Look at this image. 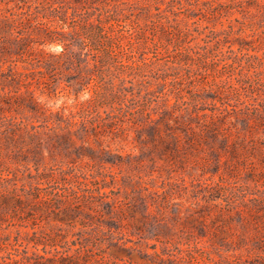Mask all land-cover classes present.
Listing matches in <instances>:
<instances>
[{
  "label": "trees",
  "instance_id": "1",
  "mask_svg": "<svg viewBox=\"0 0 264 264\" xmlns=\"http://www.w3.org/2000/svg\"><path fill=\"white\" fill-rule=\"evenodd\" d=\"M249 1L247 7L242 2L233 7L244 15L241 29L248 27L254 36L264 28V0ZM21 2L27 0H0V166L2 172L15 175L14 183H24L0 191V225L14 228L16 234L11 239L0 233V264H108L97 240L89 241L100 237L103 224L119 228L123 221L142 238L155 240L146 247L156 250L160 244L162 254L176 256L172 247L180 242L175 235L186 228V220L195 222L191 227L198 234L237 244L264 260V56L252 53L257 48L253 40L240 35L238 50L216 48L215 65L223 71L213 75L208 68L211 52H201L193 44L188 28L174 26L168 35L176 46L164 63L167 70L149 75L150 64L139 65L149 36L145 28L119 23L125 8L118 0L86 8L49 4L44 9L51 11L52 21ZM155 14L163 17L161 11ZM71 23L81 26L75 40L65 29ZM79 36L90 43L83 44ZM124 38L129 39L127 45ZM53 44L61 46L58 53L47 51ZM75 56L93 63L86 73L81 70L71 77L77 89L72 84L64 89L75 86L80 93L90 88L93 94L77 113H67L65 106L54 109L50 101L60 93L63 60L73 61ZM235 68L236 77L225 73ZM12 112L28 115L18 122ZM44 135L62 137L67 145L79 142L73 152L77 157L95 159L101 151L106 156L99 153L101 164H122L126 158L130 162L136 156L131 150L156 152L172 166L201 168L218 174L219 180L198 179L199 189L191 195L173 183H162L161 192L154 194L146 193L148 187H135L137 197L115 191L113 197L80 195L70 183L75 167L59 175L45 170ZM27 147L31 151L25 152ZM13 148L25 155L18 168L26 175L12 168ZM31 152L33 159L27 158ZM52 222L59 223L54 234L47 231ZM77 226L85 230L77 232ZM194 236L192 230L190 237ZM257 260L251 264H264Z\"/></svg>",
  "mask_w": 264,
  "mask_h": 264
},
{
  "label": "rangeland",
  "instance_id": "2",
  "mask_svg": "<svg viewBox=\"0 0 264 264\" xmlns=\"http://www.w3.org/2000/svg\"><path fill=\"white\" fill-rule=\"evenodd\" d=\"M20 2L21 0H17ZM104 0H27V2L21 4L25 7H31V11L38 13L40 17L45 19H53L51 11L44 9L49 4H53L54 7L61 5H72V6H84L86 8L90 4L99 5ZM122 7L125 8L124 12L119 16L120 24H126L128 27L132 26L135 28H145L147 35L149 36V44H147V54L141 59V55L136 57L139 61V65H143L144 62L150 64L151 71L149 75L160 73L163 70H167L168 65H164L168 57H172L174 53L175 43H170L169 38L171 34L169 32L173 30L174 26L179 25L180 29L188 28L190 37L194 38L193 44L200 46L201 52L208 51V65L209 71L213 75L221 74V65L216 66L215 62L217 58L216 48H222V51H229L231 47L238 50L240 43L237 41L241 36L246 37L247 41H252L255 44L256 51H252L254 54L264 56V33H260L264 28L259 29V34L250 36L253 30L248 27L241 29L240 20L244 19V15L241 12V8L233 7L236 2H242L244 6H248L249 0H118ZM190 3V4H189ZM68 4V5H67ZM189 5H194L192 10H189ZM5 6H3L4 8ZM254 10L253 6H250ZM2 8V6H0ZM161 11L163 14L162 18H158L155 13ZM189 15V17H187ZM257 20V19H256ZM154 24V25H153ZM261 25H264L263 23ZM165 29H162V28ZM119 27H117L118 29ZM70 33V39L75 40V35L80 34L81 26L76 24H70V27L65 28ZM178 30L175 28L173 32L176 34ZM241 35V36H240ZM261 36V37H259ZM83 44L90 43L89 40L84 39ZM177 39V38H176ZM79 41V40H76ZM85 41V43H84ZM129 39L124 38V43L127 45ZM173 41H176L175 39ZM218 41L220 42L218 44ZM234 41V44L231 43ZM75 44H77L75 42ZM90 47V45H87ZM205 47V49H203ZM247 47V46H245ZM76 51L79 50L76 45ZM55 50L58 53L61 50L59 44L49 45L47 51ZM51 51V52H52ZM70 59L63 60L62 74L59 75L60 79L57 84L59 86L58 96L50 101V105H54V109L58 106H65L66 112L71 111L77 113L82 104L91 97L93 90L85 88L80 93L75 90L79 85L75 84V80H71V77H75L83 70L82 73H86L92 66L93 61L90 65L87 62H83V59L79 56L73 57V61ZM164 65V66H163ZM170 65V64H169ZM21 68L22 66L19 65ZM231 72L233 77H236L239 73V68L230 69L225 73ZM172 73V72H171ZM201 73V72H200ZM228 75V74H225ZM197 78H202L200 74H197ZM152 79V85H157L158 81ZM117 79H114V83ZM72 84L75 85L72 89L64 86ZM1 91V90H0ZM19 119L18 122L23 121L22 117H27V112L15 113ZM79 120V116L76 117ZM24 123H21V129H24ZM20 133V132H19ZM53 135V134H52ZM51 135V136H52ZM48 135L43 136L42 150L45 155L44 168L47 172L59 175L61 171H70V167H75L73 170L74 179L70 181L78 190V194H88L94 197L99 194L108 193L111 197L114 196V191L119 192L121 196H132L137 197L138 193L134 192L135 187H148L146 193L154 194L155 192H161L162 183H173L178 185L177 190L182 191L183 188L187 190L188 195H191L193 191L199 189L195 186V183H216L219 180V175H212L211 173L204 172L201 168H179V165L172 166L168 161L159 159L158 154L154 153H142L139 150H131L135 158L129 162V158L125 159L122 164L112 165L110 163H99V153L104 155L101 151L95 154V159L88 157H77L74 152L78 143L72 141L70 144H65L64 139L59 137H51ZM68 146L69 148H66ZM128 149L124 152H128ZM31 151L29 147L25 149ZM12 156L13 159L12 168H18L19 163L24 159L23 152H20L19 148H13ZM34 153L31 152L30 159H33ZM103 157H106L105 155ZM26 158V159H27ZM153 158V160H152ZM155 160V161H154ZM75 161V162H72ZM31 164H33L31 162ZM57 164L59 166H57ZM21 168V169H20ZM18 168V174L20 176L26 175L23 171V167ZM4 166H0V191H11L14 187L20 188L24 183H14V174L9 175L6 172H2ZM203 173V176L201 174ZM33 174H37L33 170ZM60 177V176H59ZM57 177V178H59ZM211 178V179H210ZM200 179V181H198ZM59 181V179L57 180ZM184 184V185H182ZM44 184L42 186H46ZM49 185L56 186L55 183H48ZM60 184H58L59 186ZM173 185V186H175ZM184 186H187L184 187ZM139 212L137 217L139 216ZM190 215V212H187ZM191 218V217H190ZM195 222L191 220L185 221L186 228L183 231L178 230L175 239L179 240V244L172 247L173 253L176 256L170 254H162L161 245L158 244L157 249L148 248L146 245H152L155 243L154 239L142 238L141 234L135 231L132 226L126 225L123 221L120 223V227H110L108 224L100 228L98 235L100 237L90 239V243L97 240L98 248L103 249L105 259L108 264H113L117 261L121 264H251L257 261H264L260 257H256V254H249L246 248H238L237 244H229L223 239L211 238L210 234L202 236L192 228ZM59 223L52 222L51 225L47 226V231L51 233L57 232ZM6 225H0V233L11 235V239L15 237V229H5ZM85 230L81 226H77L75 231L79 232ZM194 231L196 236L190 237V232ZM151 234V230L148 235ZM71 239L77 238V236H71ZM41 247V246H40ZM176 247H181L183 252L178 253ZM247 247V246H244ZM31 250L32 248L29 247ZM3 252H0V255ZM142 253H149V258H144ZM156 253V254H155ZM237 257H240L237 259Z\"/></svg>",
  "mask_w": 264,
  "mask_h": 264
}]
</instances>
